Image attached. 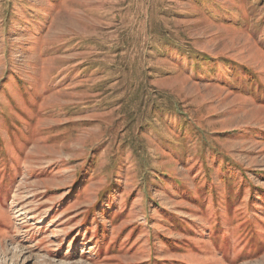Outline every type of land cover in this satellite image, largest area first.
<instances>
[{"label": "rangeland", "instance_id": "1", "mask_svg": "<svg viewBox=\"0 0 264 264\" xmlns=\"http://www.w3.org/2000/svg\"><path fill=\"white\" fill-rule=\"evenodd\" d=\"M0 264H264V0H0Z\"/></svg>", "mask_w": 264, "mask_h": 264}]
</instances>
